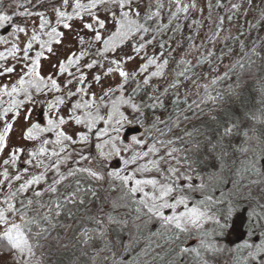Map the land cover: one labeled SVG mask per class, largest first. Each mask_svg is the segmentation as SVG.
<instances>
[{"label":"snow or ice","instance_id":"1","mask_svg":"<svg viewBox=\"0 0 264 264\" xmlns=\"http://www.w3.org/2000/svg\"><path fill=\"white\" fill-rule=\"evenodd\" d=\"M0 264H264V0H0Z\"/></svg>","mask_w":264,"mask_h":264},{"label":"rangeland","instance_id":"2","mask_svg":"<svg viewBox=\"0 0 264 264\" xmlns=\"http://www.w3.org/2000/svg\"><path fill=\"white\" fill-rule=\"evenodd\" d=\"M247 214L243 221H245L248 224ZM238 223L237 217L234 220V223L232 224V227L226 232V234L221 238L222 243L228 245V246H234L239 241L241 242L244 239H247L246 231L247 224L246 223ZM237 240V242H236Z\"/></svg>","mask_w":264,"mask_h":264},{"label":"trees","instance_id":"3","mask_svg":"<svg viewBox=\"0 0 264 264\" xmlns=\"http://www.w3.org/2000/svg\"><path fill=\"white\" fill-rule=\"evenodd\" d=\"M133 134H135V133L132 132L131 130L128 132V135H133ZM245 216H246V213L241 212L240 215L237 216L238 223H241V224L244 223L245 221H243V220H244ZM246 220H247V219H246ZM245 223H246V222H245ZM246 224H247V223H246ZM245 231L247 232V229H245ZM125 239H126V237H125ZM242 239H244V238H242ZM236 242H237V240H236ZM238 243H240V241H239Z\"/></svg>","mask_w":264,"mask_h":264}]
</instances>
